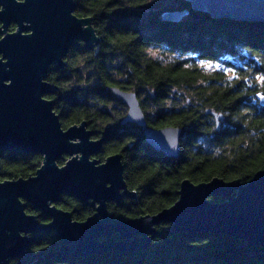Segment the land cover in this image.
Wrapping results in <instances>:
<instances>
[{
  "label": "trees",
  "instance_id": "obj_1",
  "mask_svg": "<svg viewBox=\"0 0 264 264\" xmlns=\"http://www.w3.org/2000/svg\"><path fill=\"white\" fill-rule=\"evenodd\" d=\"M161 1L75 0L74 14L92 18L100 42L93 50L83 43L70 49L67 66L50 68L45 79L58 88L45 98L55 101L64 129L86 121L92 139L103 138L94 158L104 161L121 154L124 179L136 199L125 198L121 206L108 204L115 218L153 215L170 207L184 179L248 183L264 170V105L259 98H264V22L216 20L193 12L185 1L170 0L169 7ZM182 9L190 13L181 22L161 20L162 12ZM9 28L15 30L14 25ZM196 60L221 64L236 75L206 72ZM108 87L135 92L147 126L182 130L177 160L153 150L141 128L120 125L127 108ZM41 162L37 153L3 151L0 181L34 175ZM57 207L72 212L74 221L92 215L90 207L70 195L61 196ZM26 212L40 224L49 221L28 203ZM156 229L161 236L143 251L86 258L59 254L65 243L54 233H38L27 256L9 264H264V247H246L212 232L173 234L167 224Z\"/></svg>",
  "mask_w": 264,
  "mask_h": 264
},
{
  "label": "water",
  "instance_id": "obj_2",
  "mask_svg": "<svg viewBox=\"0 0 264 264\" xmlns=\"http://www.w3.org/2000/svg\"><path fill=\"white\" fill-rule=\"evenodd\" d=\"M182 1L212 19L264 22V0ZM74 10L75 0H0V153L14 150L42 156L34 175L0 181V264L25 258L38 233H54L65 243L59 254L67 257L112 251L133 254L161 236L156 229L160 224L170 225L173 234L212 232L240 240L246 247H264V170L248 183L219 177L200 183L184 179L178 200L153 215L127 219L108 212L110 202L136 199L124 179L121 154H111L104 161L94 158L103 138L92 139L86 121L64 129L54 111L55 101L45 98L58 90L45 80L49 69L66 67L69 50L79 43L93 50L100 42L92 18L78 17ZM189 13L188 9L166 10L161 20L179 23ZM107 90L127 108L120 125H136L153 150L170 159L180 157V128L147 126L135 92ZM259 98L264 105V98ZM221 117L215 116L217 127ZM66 195L76 197L93 214L74 221L72 212L57 207ZM210 197L221 201L212 202ZM27 203L48 223L40 224L27 213Z\"/></svg>",
  "mask_w": 264,
  "mask_h": 264
},
{
  "label": "rangeland",
  "instance_id": "obj_3",
  "mask_svg": "<svg viewBox=\"0 0 264 264\" xmlns=\"http://www.w3.org/2000/svg\"><path fill=\"white\" fill-rule=\"evenodd\" d=\"M159 4H161V5L165 6V7H167V6L169 7V5L172 4V1L163 0V1L159 2ZM196 64L198 66H200L206 72L213 71V70H223L224 73L230 78H232L233 75H236V73H234V71L228 70V69H223L221 64H218V63H211V62H204V61H201V60H196ZM239 65H241V64H239ZM115 107H116V109L118 108L117 105H115Z\"/></svg>",
  "mask_w": 264,
  "mask_h": 264
},
{
  "label": "flooded vegetation",
  "instance_id": "obj_4",
  "mask_svg": "<svg viewBox=\"0 0 264 264\" xmlns=\"http://www.w3.org/2000/svg\"><path fill=\"white\" fill-rule=\"evenodd\" d=\"M124 199H125V198H124ZM124 199H123V200H124ZM123 200H122V201H123ZM122 201H121L120 203H118V204H117V203H115V202H110V203H114V204H116V205H120V206H121V205H122V204H121V203H122ZM110 203H108V204H110ZM92 214H93V210H92ZM160 225H162V224H160ZM158 226H159V225H158ZM158 226H157V227H158ZM157 229H158V228H157Z\"/></svg>",
  "mask_w": 264,
  "mask_h": 264
}]
</instances>
